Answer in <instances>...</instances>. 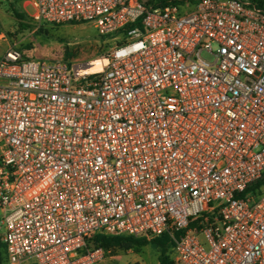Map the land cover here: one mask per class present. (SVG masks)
Returning <instances> with one entry per match:
<instances>
[{
  "label": "built area",
  "instance_id": "obj_1",
  "mask_svg": "<svg viewBox=\"0 0 264 264\" xmlns=\"http://www.w3.org/2000/svg\"><path fill=\"white\" fill-rule=\"evenodd\" d=\"M23 2L119 41L86 73L0 52L6 264H101L95 233H165L169 264H264V0Z\"/></svg>",
  "mask_w": 264,
  "mask_h": 264
},
{
  "label": "rangeland",
  "instance_id": "obj_2",
  "mask_svg": "<svg viewBox=\"0 0 264 264\" xmlns=\"http://www.w3.org/2000/svg\"><path fill=\"white\" fill-rule=\"evenodd\" d=\"M183 3L185 0H180ZM186 10L191 9L193 0H186ZM178 3V4H181ZM23 0H0V52L8 45L21 51L24 56L43 59L89 60L107 52L117 38L100 35L91 22L46 24L40 27L24 9ZM14 9L24 14L23 21L30 27L21 28ZM121 39V35L118 37ZM66 51L71 55H66ZM152 238H147L151 240ZM169 251V249H168ZM160 254L159 246L146 243L138 251L134 249L110 248L106 250L101 264H157Z\"/></svg>",
  "mask_w": 264,
  "mask_h": 264
},
{
  "label": "trees",
  "instance_id": "obj_3",
  "mask_svg": "<svg viewBox=\"0 0 264 264\" xmlns=\"http://www.w3.org/2000/svg\"><path fill=\"white\" fill-rule=\"evenodd\" d=\"M169 0H149V4L154 6H160L167 4ZM175 3H181L180 0H171ZM193 2V1H192ZM14 14L16 18L19 20V26L23 28L30 27L27 22L23 21L24 14L14 9ZM45 27L46 24L39 25L38 31H42L40 27ZM66 55H71V52L66 51ZM96 58V57H94ZM153 244L159 246L160 254L158 256L157 264H169L171 261L169 256L167 255L168 249L171 246V240L169 239L167 234H161L160 236L153 237L149 240ZM146 237H133L128 235H105L102 233H95L92 236V243L97 247H102L104 250L110 248H121L124 250L134 249L138 251L142 246L149 242ZM0 264H6V255L4 244L1 242L0 238Z\"/></svg>",
  "mask_w": 264,
  "mask_h": 264
},
{
  "label": "bare ground",
  "instance_id": "obj_4",
  "mask_svg": "<svg viewBox=\"0 0 264 264\" xmlns=\"http://www.w3.org/2000/svg\"><path fill=\"white\" fill-rule=\"evenodd\" d=\"M91 60H94L95 62H90L87 66H81V70H82L84 73L91 71V69H90V65H92V64H94V63H97L98 57H96V58H92Z\"/></svg>",
  "mask_w": 264,
  "mask_h": 264
},
{
  "label": "crops",
  "instance_id": "obj_5",
  "mask_svg": "<svg viewBox=\"0 0 264 264\" xmlns=\"http://www.w3.org/2000/svg\"><path fill=\"white\" fill-rule=\"evenodd\" d=\"M22 264H34L32 261H25Z\"/></svg>",
  "mask_w": 264,
  "mask_h": 264
}]
</instances>
